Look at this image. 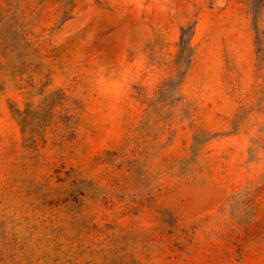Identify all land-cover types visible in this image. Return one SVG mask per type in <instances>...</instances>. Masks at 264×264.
<instances>
[{"label": "rangeland", "instance_id": "obj_1", "mask_svg": "<svg viewBox=\"0 0 264 264\" xmlns=\"http://www.w3.org/2000/svg\"><path fill=\"white\" fill-rule=\"evenodd\" d=\"M0 264H264V0H0Z\"/></svg>", "mask_w": 264, "mask_h": 264}]
</instances>
